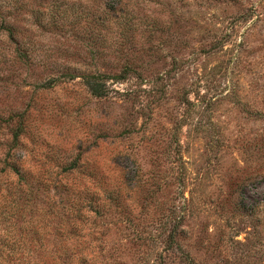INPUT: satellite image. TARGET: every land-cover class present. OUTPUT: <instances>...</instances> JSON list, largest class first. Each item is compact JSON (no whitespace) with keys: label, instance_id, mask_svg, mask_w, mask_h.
<instances>
[{"label":"rangeland","instance_id":"1","mask_svg":"<svg viewBox=\"0 0 264 264\" xmlns=\"http://www.w3.org/2000/svg\"><path fill=\"white\" fill-rule=\"evenodd\" d=\"M1 198L41 254L264 264V0H0Z\"/></svg>","mask_w":264,"mask_h":264},{"label":"trees","instance_id":"2","mask_svg":"<svg viewBox=\"0 0 264 264\" xmlns=\"http://www.w3.org/2000/svg\"><path fill=\"white\" fill-rule=\"evenodd\" d=\"M6 29L9 30L8 26H6ZM86 82L88 83L89 81ZM91 89L94 94H100L95 87L91 86ZM10 167L15 171H19V168L15 165H10ZM72 167L73 165H71L70 168ZM55 182L58 184L57 180H55ZM30 194H33V192L31 191L28 196H30ZM1 200L3 199H0V205L2 204ZM77 211L78 209L72 205L68 207L62 206L61 213H64V215L66 214L67 218H69V220L63 224L64 228L67 227L70 229L72 227L69 221L73 213ZM12 216H15L14 211L7 209L6 205L0 206V224L5 223L7 220H12ZM33 228H37V226L34 227L31 224L29 226L30 231H32ZM22 231L23 230L20 229V234ZM20 234L9 235L8 233L0 231V264H88V257L77 252L75 248L77 242L70 236H65L57 240L56 248L54 247L55 244L52 243V252L45 255L41 254L42 248L40 247L44 244L42 239L34 237L33 235L28 238ZM32 248L37 253H34L31 250ZM37 249H39V251H36Z\"/></svg>","mask_w":264,"mask_h":264}]
</instances>
